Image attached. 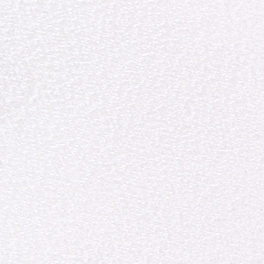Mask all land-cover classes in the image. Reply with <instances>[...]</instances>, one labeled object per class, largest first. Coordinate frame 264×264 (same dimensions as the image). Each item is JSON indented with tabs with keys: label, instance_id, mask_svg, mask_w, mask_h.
Segmentation results:
<instances>
[{
	"label": "snow or ice",
	"instance_id": "obj_1",
	"mask_svg": "<svg viewBox=\"0 0 264 264\" xmlns=\"http://www.w3.org/2000/svg\"><path fill=\"white\" fill-rule=\"evenodd\" d=\"M0 264H264V0H0Z\"/></svg>",
	"mask_w": 264,
	"mask_h": 264
}]
</instances>
